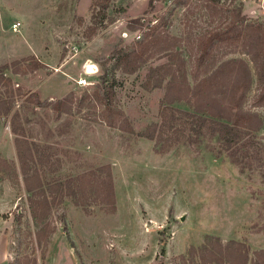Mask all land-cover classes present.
I'll use <instances>...</instances> for the list:
<instances>
[{
  "label": "rangeland",
  "instance_id": "obj_1",
  "mask_svg": "<svg viewBox=\"0 0 264 264\" xmlns=\"http://www.w3.org/2000/svg\"><path fill=\"white\" fill-rule=\"evenodd\" d=\"M263 7V0H0V68L8 66L15 92L10 115L0 116V264H244L243 251L247 264L262 252L264 264V105L253 104L262 91L254 71L243 107L256 115V131L238 162L212 138L193 137L179 115L165 127L161 114L172 76L194 88L213 75L206 67L194 78L200 41L235 19L264 33ZM234 39L215 59L252 67L246 39L236 32ZM142 42L148 50L127 73L116 55L133 63ZM88 64L97 69L82 87ZM237 71L229 91L242 79ZM216 84L203 85L199 102H210ZM176 90L171 98L182 96ZM171 107L193 111L185 100ZM109 173L115 205L94 201Z\"/></svg>",
  "mask_w": 264,
  "mask_h": 264
},
{
  "label": "trees",
  "instance_id": "obj_2",
  "mask_svg": "<svg viewBox=\"0 0 264 264\" xmlns=\"http://www.w3.org/2000/svg\"><path fill=\"white\" fill-rule=\"evenodd\" d=\"M241 21L233 20L225 28L218 29L209 33V35L202 39L198 46V57L196 60L194 78L199 80V75L202 69L208 67L213 69V75L205 77L204 80H199L197 86L191 88L187 80L177 79V75L172 76V79L167 84V94L162 103V119L163 124L166 126L169 121L172 124L168 128H171L173 121L177 119L178 115L181 120L184 121L194 132L193 137L200 138L208 136L215 140L219 145L218 151L220 153H225L233 158L234 161H240L239 151L246 147L250 141L253 140L255 136L253 132L255 128L252 127L254 122L255 114H250L244 110V101L249 93L250 85L253 81V72L257 77L258 83L261 86V93L256 96L253 101L254 106L264 105V33L261 25L254 23H242ZM234 32L238 34V37L242 34L246 39L244 46L246 47V52L251 58L252 67L245 60H224L217 61L214 54L219 45L225 42H232L234 38ZM253 34V35H250ZM250 35V36H249ZM249 37V39L247 38ZM242 37V36H241ZM240 37V38H241ZM149 43V42H148ZM139 50H135L133 56L136 58L135 62L128 64L129 55L126 53H118V63L121 67H124L127 73H133L137 68V65L142 62L143 56L148 50V44L142 42L139 46ZM41 64L36 63L35 68L38 69ZM8 66L5 65L0 68V87L5 89L3 93L6 98L0 97V116H9L12 111L13 99L15 97V92L13 90V80L5 75V70ZM234 70H238L236 74L240 75V80L234 82L232 88L233 91H229L232 76ZM238 76V75H236ZM222 77L223 82L220 80ZM211 80H217V84L214 87L217 89L211 94V101L207 104L204 102H199V99L204 96L206 91L203 85L207 84ZM160 85V84H158ZM179 86L180 90L183 92L180 98H171V92H178L176 87ZM107 97V98H106ZM103 98L106 104L110 103V98L106 96ZM177 100H185L189 105L192 106L193 111H184L172 108V104ZM59 104L55 106L57 110ZM119 117H123L121 112H116ZM111 125L114 122L109 121ZM16 133V130H15ZM152 137V136H151ZM192 138V137H191ZM194 138V139H195ZM215 148V147H214ZM24 161V157L21 156ZM100 169V168H99ZM98 169V170H99ZM100 170H103L102 168ZM96 171H89L83 174L81 177H93L96 176ZM108 176V177H107ZM105 178L98 182L99 185L105 186L103 196L97 195L94 201L100 203H116L115 191L113 187V182L111 174L109 173ZM98 177V176H97ZM99 178V177H98ZM106 179L108 181H106ZM75 179H69L68 184L75 182ZM74 196L73 193H70ZM76 200V199H75ZM77 203H80L76 200ZM64 230L70 238V233L68 231L67 225L64 226ZM55 231L53 227L50 232L51 234ZM43 231H39V240L44 239L42 236ZM221 244V243H220ZM235 244L231 242V245ZM208 242L201 247V251L208 249ZM242 247V245H241ZM211 255L216 259L217 253L209 251ZM244 258V264L249 262V253L247 251L242 252ZM262 252L255 253V256L251 259V264H263ZM215 261V260H214Z\"/></svg>",
  "mask_w": 264,
  "mask_h": 264
},
{
  "label": "built area",
  "instance_id": "obj_3",
  "mask_svg": "<svg viewBox=\"0 0 264 264\" xmlns=\"http://www.w3.org/2000/svg\"><path fill=\"white\" fill-rule=\"evenodd\" d=\"M137 39L138 40H141L142 37L141 36H138ZM91 68L93 70L89 69L88 66L84 67V76L80 80H78V84L80 86H82V87H84V86H90V81L88 79V76L89 75H93L96 72V69H97L94 65L91 66Z\"/></svg>",
  "mask_w": 264,
  "mask_h": 264
},
{
  "label": "bare ground",
  "instance_id": "obj_4",
  "mask_svg": "<svg viewBox=\"0 0 264 264\" xmlns=\"http://www.w3.org/2000/svg\"><path fill=\"white\" fill-rule=\"evenodd\" d=\"M88 67H89V69H91V65L90 64H88Z\"/></svg>",
  "mask_w": 264,
  "mask_h": 264
},
{
  "label": "crops",
  "instance_id": "obj_5",
  "mask_svg": "<svg viewBox=\"0 0 264 264\" xmlns=\"http://www.w3.org/2000/svg\"><path fill=\"white\" fill-rule=\"evenodd\" d=\"M263 3H264V0H263ZM264 8V7H263Z\"/></svg>",
  "mask_w": 264,
  "mask_h": 264
}]
</instances>
